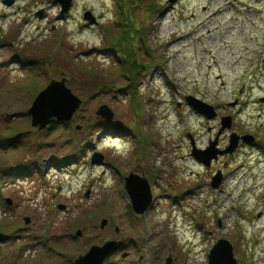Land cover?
I'll list each match as a JSON object with an SVG mask.
<instances>
[{"label": "rangeland", "instance_id": "1", "mask_svg": "<svg viewBox=\"0 0 264 264\" xmlns=\"http://www.w3.org/2000/svg\"><path fill=\"white\" fill-rule=\"evenodd\" d=\"M12 1L0 0V264H75L124 237L128 256L105 264H207L222 238L238 264H264V0H73L66 13L56 0ZM125 30L127 43L114 45ZM129 54L134 80L122 71ZM62 74L81 107L70 123L32 126V102ZM101 105L112 119L95 114ZM232 133L254 144L220 154ZM138 160L154 179L165 171L140 213L121 181ZM217 174L226 179L214 190Z\"/></svg>", "mask_w": 264, "mask_h": 264}, {"label": "water", "instance_id": "2", "mask_svg": "<svg viewBox=\"0 0 264 264\" xmlns=\"http://www.w3.org/2000/svg\"><path fill=\"white\" fill-rule=\"evenodd\" d=\"M12 2V0H4V3L7 5H11ZM56 2H58L61 7L60 12L66 13L69 11L73 0H56ZM39 17L42 18V11L39 13ZM84 19L88 20L91 24L96 23V19L90 11L84 13ZM66 81V78H62L61 80L52 79L47 86L38 93L32 102L31 107L28 109L32 126H37L39 129H42L48 124H51L53 121L65 123L72 119L74 113H76V111L80 108L82 101L72 91V89L67 86ZM186 101L187 104L194 109V111L204 113L208 118H213L216 114L212 106L201 102L196 98L188 97ZM96 115L106 119H111L113 118L114 113L107 105H101L97 109ZM231 123L232 118L230 116L222 117L223 128H230ZM28 134H30V131H25L19 133L13 139H19L20 137ZM248 137L249 136H243L241 138L243 140H249L250 138ZM239 139V136L233 134L230 137V146L224 151H219V153L224 154L232 152ZM211 151L213 157L218 152L217 149L213 150L209 147L207 152ZM201 155L202 153L199 151L194 149L192 150V156L198 161L203 162ZM101 160L102 157L100 154H93L92 161L94 163H99ZM219 182L220 175L215 177L212 187H218ZM124 187L131 200L132 207L137 213H140L143 210V207H149L151 195L148 194L147 181L145 178L139 176L138 174L130 173L125 178ZM5 201L8 205L12 204V201L9 198H6ZM59 207L63 208V206ZM29 222L30 219L26 218L25 223ZM106 223L107 220L103 219L101 226L103 227ZM77 234L81 235V231H78ZM8 239L9 236L0 231V244ZM124 245L125 239L120 241L107 240L103 245H92L87 253L80 255L75 260V264H102L109 255L113 254L116 250L122 249ZM166 264H172V259L170 257L166 259ZM208 264H237V260L233 255L232 245L229 241L221 239L214 245L209 254Z\"/></svg>", "mask_w": 264, "mask_h": 264}, {"label": "trees", "instance_id": "3", "mask_svg": "<svg viewBox=\"0 0 264 264\" xmlns=\"http://www.w3.org/2000/svg\"><path fill=\"white\" fill-rule=\"evenodd\" d=\"M127 19V18H126ZM125 20V19H124ZM125 26H126V22H125ZM125 26H124V28H125ZM126 30L123 32V33H121V38H117L116 40H115V43H114V45H116V44H118L119 43V41H120V39L121 40H126V39H128L127 38V35H128V32H127V35H126ZM126 43H127V40H126ZM117 48V47H116ZM130 55V54H129ZM125 62L127 63V61H126V59H125ZM128 62L129 63H127L128 64V66L126 67V65H125V67H123V69H122V71H124V75L126 76V77H129V78H132L133 80H134V76L133 75H131V74H138L139 73V68H138V66H136V65H133V63H132V61H131V55H130V58L128 59ZM121 71V72H122Z\"/></svg>", "mask_w": 264, "mask_h": 264}, {"label": "flooded vegetation", "instance_id": "4", "mask_svg": "<svg viewBox=\"0 0 264 264\" xmlns=\"http://www.w3.org/2000/svg\"><path fill=\"white\" fill-rule=\"evenodd\" d=\"M233 106H234V102L233 103H231ZM232 128V127H231ZM240 144V143H239ZM238 144V145H239ZM241 144H243V143H241ZM162 154H163V152H161ZM138 168H140V166H138ZM139 170L140 169H137V172H139ZM146 173H148L147 171L146 172H143V171H141V176H143V177H146V179L150 182V184L152 185V186H154V187H159V182L161 181H163V176H162V174H164L165 173V171L163 170L162 171V173H160L159 175H157L156 177H155V179L153 178V176H151V177H149V175L148 174H146ZM156 198V197H155ZM174 201H176V200H174ZM117 233H119V230L118 231H116ZM126 248H127V245H125L121 250H120V252H118V253H121V252H125L126 254L125 255H123V257H127L128 256V254H129V252H127V251H125L126 250Z\"/></svg>", "mask_w": 264, "mask_h": 264}]
</instances>
